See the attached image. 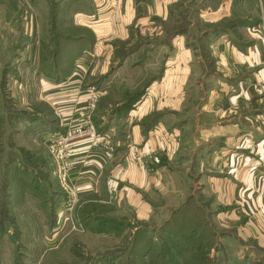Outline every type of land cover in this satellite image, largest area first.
<instances>
[{
    "label": "rangeland",
    "instance_id": "374dc122",
    "mask_svg": "<svg viewBox=\"0 0 264 264\" xmlns=\"http://www.w3.org/2000/svg\"><path fill=\"white\" fill-rule=\"evenodd\" d=\"M248 1L256 3L236 7L217 22H206L198 6L182 0L175 10L176 23L153 16L146 24L130 25L126 39L109 42L110 48L113 44L114 55L110 64H101V69L100 63L96 66V37L89 25L104 8L97 6L95 0H47V3L39 0L34 7L37 29L27 35L22 45H16L12 39L15 34L6 30L1 40V47L5 48L0 52V264H264V243L260 245L256 239L240 240L231 237V232L213 228L210 221L214 217L210 215H201L185 225L192 228L190 232H178L169 224L177 209L167 220L142 222L129 215H112L115 206L97 205L91 195L81 200L76 190L79 187L69 177L62 181L52 151L56 135L91 122L108 140V157L124 152L119 148L131 126L130 112L142 105L159 82L161 93L162 81L178 75L172 63L187 56H174L171 51L180 47L196 49L200 66L194 72L192 85L179 88V94L193 96L186 111L205 113L206 98L225 92L218 80L228 85L253 73L243 68L223 73L218 68L220 60L214 48L220 35L232 33L231 44L240 50L252 46L256 36H260L264 45V0ZM82 14L94 18L79 25L76 22ZM177 39L181 41L179 44ZM28 44L31 47L26 53ZM39 53L47 54L46 61H39ZM50 62L58 65V72L48 69ZM124 64L127 67L115 73ZM34 68L36 79L49 78L51 74L54 82L81 79L85 86L76 89L70 104L54 105L50 111L44 103L26 104L31 99L26 92L21 103L18 99L19 95L24 96L22 90L29 92L34 84ZM131 70L133 76L129 79ZM185 70L181 69V78L184 74L187 79ZM258 74L261 75H257L254 88L259 99L255 96L250 106L264 125V70ZM167 89L175 93L177 90ZM86 94L89 96L84 97ZM164 115L152 112L140 125L150 129ZM180 117L191 119L187 115ZM141 161L151 165L149 159Z\"/></svg>",
    "mask_w": 264,
    "mask_h": 264
},
{
    "label": "crops",
    "instance_id": "0c3cea01",
    "mask_svg": "<svg viewBox=\"0 0 264 264\" xmlns=\"http://www.w3.org/2000/svg\"><path fill=\"white\" fill-rule=\"evenodd\" d=\"M38 1L0 0V52L5 48L1 47V40L5 37L6 30L15 34L12 39L16 45L24 44L27 35L31 36L36 31L37 14L34 7ZM44 1L47 3V0ZM188 1L193 6H198L201 10L199 14L206 22H217L229 16L236 7L244 8L256 3L248 0ZM95 2L97 6L104 8L98 18L82 14V18L76 23L84 25L90 18H94L89 26L95 32L96 66L100 63L98 69H101L106 62L110 64L111 55H114L113 44L110 48L109 42L126 39L130 25L146 24L153 16L167 23H176L178 19L175 10L182 0ZM204 12L207 15H203ZM211 16L212 19L209 18ZM231 35L232 33L223 32L218 39L217 48H214L215 56L220 60L218 68L223 73L238 69L241 71L242 68L253 70V73L228 85L223 80H218L225 92L210 95L204 103L205 113L193 114L186 111L187 105H192L193 96H181L179 88L192 85L190 83L196 75L194 72L200 66L199 60H196L197 50L185 47L173 49L171 52L174 56L184 55L187 58L175 59L172 66L178 71V75H173L174 79L164 81L166 77L162 81L164 90L161 93L159 82L155 91L142 102V108L140 106L130 112L131 126L119 148H123L124 152H115L110 158L106 153L108 147L95 141L80 142L73 148L70 157L72 172H69L67 178L79 187L76 190L81 200L88 199L91 195L97 205L103 203L115 206V210L111 211L114 216L129 215L142 222H156L160 218L161 222L167 220L172 211L185 205L188 198L194 195V205H198L206 215L214 217L210 222L215 229L231 232V237L240 240L256 239L260 245L264 243V125L251 112L253 107L250 106L255 96L259 99L254 84L257 75H261L258 72L264 70V45L260 36H256L252 46L240 50L231 44ZM247 36L249 35L246 34ZM177 40L176 43L179 44L181 41ZM30 47L29 44L26 45L24 52L28 53ZM39 54V61H46L47 54ZM100 58H106V61ZM49 65L47 67L52 73L58 72V65ZM80 67L84 69L83 66ZM126 67L127 64L122 65L115 73L122 72ZM182 68H187V79H184V74L181 78ZM37 76L35 69L32 77L34 84L29 92L22 90L24 96L19 95L21 99L18 100L22 103L28 93L31 99L26 104L44 103L48 111L54 105L62 107L70 104V100L76 95V89L85 86L81 79L67 78L58 83L52 81L51 74L49 78L36 79ZM132 76L131 70L127 78L131 79ZM175 87L176 93L173 90L167 92V88ZM112 88L111 86V90ZM31 93L38 94L32 96ZM158 111L165 115L152 128L140 125L144 117ZM180 115L191 116V119L186 120V117L182 118ZM45 137L48 140L50 138L48 135ZM141 158L149 159L151 165L143 164Z\"/></svg>",
    "mask_w": 264,
    "mask_h": 264
},
{
    "label": "built area",
    "instance_id": "2783aa9c",
    "mask_svg": "<svg viewBox=\"0 0 264 264\" xmlns=\"http://www.w3.org/2000/svg\"><path fill=\"white\" fill-rule=\"evenodd\" d=\"M75 129V130H74ZM72 130L66 131L64 134L56 135L55 142L52 145V151L59 165V173L62 181H65L67 175L72 170V162L70 156L73 145L82 140L94 139L96 143H104L107 146V141L103 135H100L95 126L89 122L81 124ZM75 201V198H72Z\"/></svg>",
    "mask_w": 264,
    "mask_h": 264
},
{
    "label": "trees",
    "instance_id": "16d2710c",
    "mask_svg": "<svg viewBox=\"0 0 264 264\" xmlns=\"http://www.w3.org/2000/svg\"><path fill=\"white\" fill-rule=\"evenodd\" d=\"M86 3H87V1H85L84 5ZM95 207H97V206H95ZM201 215L206 216V214L203 212V210L198 205H194V195H191L188 198L186 204L183 205L182 207H180L179 209H177L172 214L173 219L170 221L169 224L172 225L171 227L174 228V229H172L174 231H178V232H187L188 231V232H190V230L192 228L189 226H185V225L192 224L193 221L195 220L194 218H196V217L200 218ZM176 226H178V227H176ZM172 230H170V231H172ZM185 237H187V236L185 235ZM177 255H179V254H176V256Z\"/></svg>",
    "mask_w": 264,
    "mask_h": 264
}]
</instances>
